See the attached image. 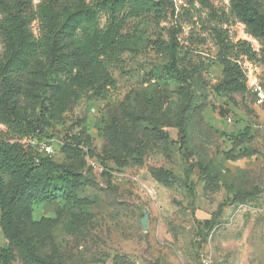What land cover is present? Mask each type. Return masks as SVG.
Returning a JSON list of instances; mask_svg holds the SVG:
<instances>
[{
    "label": "rangeland",
    "instance_id": "rangeland-1",
    "mask_svg": "<svg viewBox=\"0 0 264 264\" xmlns=\"http://www.w3.org/2000/svg\"><path fill=\"white\" fill-rule=\"evenodd\" d=\"M253 2L264 16V0ZM238 3L171 0L131 21L127 49L108 64L114 84L85 90L36 143L58 175L79 176L77 203L21 209L38 264H198L205 254L264 264V36ZM224 58L243 70L246 92L216 91ZM0 136L12 138L1 124ZM75 136L87 143L79 155L63 151ZM9 247L0 229V250ZM11 264H24L16 248Z\"/></svg>",
    "mask_w": 264,
    "mask_h": 264
},
{
    "label": "trees",
    "instance_id": "trees-1",
    "mask_svg": "<svg viewBox=\"0 0 264 264\" xmlns=\"http://www.w3.org/2000/svg\"><path fill=\"white\" fill-rule=\"evenodd\" d=\"M171 0H0V124L12 138L0 136V229L10 247L0 250V264H11L13 248L24 264H38L18 216L26 204L63 197L78 202L77 174H57L38 143L53 122L61 121L85 90L113 85L108 64L127 49L129 24L144 16L162 15ZM236 12L256 37L264 36V16L253 0H239ZM104 21V22H103ZM39 25V34L33 24ZM168 51L175 69V50ZM219 94L244 93L246 77L233 60H222ZM181 149L188 137L180 129ZM164 140L163 136L158 132ZM75 144V146L73 145ZM87 143L73 137L63 151L82 153ZM92 155L91 152H88Z\"/></svg>",
    "mask_w": 264,
    "mask_h": 264
},
{
    "label": "built area",
    "instance_id": "built-area-1",
    "mask_svg": "<svg viewBox=\"0 0 264 264\" xmlns=\"http://www.w3.org/2000/svg\"><path fill=\"white\" fill-rule=\"evenodd\" d=\"M259 103H264V96L260 97ZM33 145H36L35 142H31ZM45 151L47 153L51 152V148H46ZM198 264H213V259L211 254H205L204 256L201 257V260Z\"/></svg>",
    "mask_w": 264,
    "mask_h": 264
},
{
    "label": "water",
    "instance_id": "water-1",
    "mask_svg": "<svg viewBox=\"0 0 264 264\" xmlns=\"http://www.w3.org/2000/svg\"><path fill=\"white\" fill-rule=\"evenodd\" d=\"M142 226L144 228L145 231L148 230V216H145L143 221H142Z\"/></svg>",
    "mask_w": 264,
    "mask_h": 264
}]
</instances>
